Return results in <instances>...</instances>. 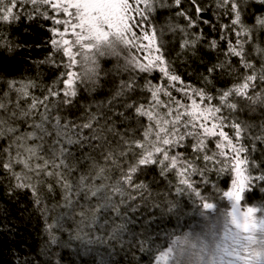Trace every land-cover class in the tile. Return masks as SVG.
<instances>
[{
  "label": "trees",
  "instance_id": "obj_1",
  "mask_svg": "<svg viewBox=\"0 0 264 264\" xmlns=\"http://www.w3.org/2000/svg\"><path fill=\"white\" fill-rule=\"evenodd\" d=\"M129 2L135 6V0H129ZM199 3L207 8V11L202 14V19L197 21L196 28L188 29L190 33L203 32V39L198 42L195 49L181 48L185 35L180 28H185L187 21L178 13L183 9L195 18V8L190 0H182L180 7L174 4V0H155L154 11L149 14L150 24H145L144 27L146 30L151 26L156 28L158 39L162 38L164 41L163 52L166 60L170 62L171 68L181 76L186 85L204 88L216 97L221 91L238 83L245 74V70L240 66L239 58L225 56L228 48L227 38L232 39L234 35L229 32L226 39H221L223 34L221 28L223 25L231 26L232 16L222 14L225 9L217 8V0H199ZM245 4L248 7L244 8L242 18L244 23L253 29V42L245 45L246 52L251 59V56L255 55L256 46L264 48V28L257 24V17H264V5L258 0H245ZM25 9L30 10L31 8ZM41 11H48L49 15H52L47 8H42ZM218 12L221 15H218ZM203 20L210 23L205 24ZM51 24V20H45L41 15H36L31 20L21 15L19 20L11 23L0 21V102L5 103L9 109V111L0 110V117L8 121L4 135H0V264H156L159 253L171 249L175 239L192 229L195 223L202 220V216L211 219L216 216L214 211L225 212L227 210L228 217H231L229 214L231 202L223 196V192L230 189L232 173L230 175V171L218 172L216 169L220 167L219 163L214 166L209 165L204 178L199 174L190 177L194 187L206 198V202L215 205L214 211L203 208V201L195 196L193 189L179 184L180 177L177 176L175 169L162 175V166L159 164L142 167L135 177V182L143 183L147 187L141 190L143 199L139 198L140 191L133 193L137 198L129 203H133L136 210L128 209L124 213L129 221L127 223L124 221L112 223L115 214L111 209L101 210L104 201L98 203L96 198L91 197L90 192L88 200L90 206H86L85 212L79 215H69L68 219L56 227L57 219L70 210L62 206L65 190L56 184L54 178H47L38 185L40 204L35 203L37 196H34L31 190L10 191V186L14 185L15 181L4 172L2 167V162L7 159L5 150L11 146L12 155H16V137L34 130L31 125L39 122V113L43 111V108L40 107L31 116L23 118L19 116L20 110L28 109L32 97L43 98L47 95L49 88L62 90L64 87L65 77H62L61 73L66 72L67 69L45 62L52 52L46 43L51 38V33L47 31ZM169 28L172 31H169ZM136 31L137 36H140V31ZM213 39L218 45L215 49L209 47V41ZM143 42L146 43V41ZM9 48L12 51H9ZM95 48H99L93 56L99 64L98 78L92 84L77 82V96L73 98L72 104L59 110L62 123L63 118H67L76 124H83L95 116L93 128L83 130L85 136L94 134L104 136L115 145L119 140L116 133H124L131 129L129 135L134 134L137 139H143L141 125L147 126L149 121L146 117L137 116L134 108H127V105L133 102L147 105L150 94L142 91L141 87H137L134 91L122 90L121 83L133 77L138 86L144 84L145 78L151 79L153 83L167 85L168 82L162 80L158 71L153 72L149 77L148 74L133 71L131 67L127 70L125 67L119 68L123 64L126 65L132 57L140 58L143 62V57L147 54L140 53L135 48L127 49L121 40L113 41L112 45H97ZM80 56L78 66L72 71L86 74L85 70L79 66L83 62ZM57 57L64 59L59 54ZM226 60H230L231 65L214 72L211 83L206 84L203 77L208 75V69ZM251 60L253 63L256 62V67L259 69L263 57L257 54L256 58ZM87 66H90L88 69L90 72L92 63ZM233 68L236 71H231ZM9 80L24 83L32 81L36 85L28 89V98L19 100V108L15 107L17 103L15 91L9 92L7 97L4 96V93L8 92ZM180 87L181 85L177 83L175 89L170 88L169 90L175 98L182 99L183 94L176 90ZM56 99L55 97L49 98L50 102ZM59 99H63L62 94ZM161 99L167 98L162 96ZM187 102L186 100L185 103ZM212 103L218 104V99H214ZM13 111L17 113L16 119H11ZM57 111L53 109V115L57 114ZM120 113H123V116ZM239 117L252 125L253 135L261 134L262 127H264V107L255 106L254 111L245 109L239 113ZM8 126L15 127L18 131L7 133L6 127ZM225 131L232 134L231 129H225ZM45 139L47 141L45 148H47V144L51 143L53 137ZM26 143L32 146L39 141L28 140ZM244 143L249 147L251 145L248 139H245ZM208 147L215 150L214 140L208 142ZM71 150L75 157L72 163L76 164V169L69 179L75 181L81 175L87 174L90 177L88 183L91 186L114 183L119 178L121 170H125L135 161V157L130 153L126 158L117 161L121 168H116L111 164L106 165L108 169L106 174L109 179L101 180L94 175L93 167L94 161L104 165L100 153L93 151L87 144L83 148L73 145ZM134 151L139 153L140 149ZM178 151H183L187 158H192L198 169L204 168L202 158L196 159V154L191 152L190 147ZM251 158L257 162L264 160V143L256 141V151L251 153ZM36 162L33 160V163ZM260 167L264 169V163ZM21 169L22 165L15 166L16 172H20ZM258 174L259 169L252 170L253 176ZM205 178L208 183H204ZM48 183L54 186L52 193L48 192ZM252 188L246 193L242 206L246 209L252 208L256 218L264 219V210L261 208L264 205V184L255 181ZM72 198L82 204L85 203L83 192L74 193ZM116 199L119 198L114 197V200ZM53 205L60 206L53 209ZM125 206L120 207L123 209ZM45 207L49 211L45 212ZM224 219L227 221L225 217ZM49 224L54 227L49 228ZM77 227L79 228L75 231ZM80 228H83L82 233ZM223 232L218 231V234ZM112 235L114 236L111 237ZM97 237L100 240L97 241L92 252L85 254L83 241H91L94 244ZM252 237L251 241H242L246 246L245 252L249 245H254L252 242L257 234L253 233ZM64 245H68V248H64ZM249 259L250 257H246L242 264Z\"/></svg>",
  "mask_w": 264,
  "mask_h": 264
},
{
  "label": "snow or ice",
  "instance_id": "obj_2",
  "mask_svg": "<svg viewBox=\"0 0 264 264\" xmlns=\"http://www.w3.org/2000/svg\"><path fill=\"white\" fill-rule=\"evenodd\" d=\"M154 2L155 0H135L134 6L129 0H0V21L2 22L11 23L19 20L21 15H25L29 20L34 19L36 15L43 16L45 20H51L52 24L47 28V31L51 33V38L46 43L52 52L45 62L67 69L66 72L61 73V76L65 77L62 90L49 88L47 95L43 98L32 97L28 109H21L19 112V116L23 118L31 116L40 107L43 108V111L39 113V122L31 125L34 130L16 137V155H12L11 146L5 150L7 159L2 162V167L4 172L15 181V184L10 186V191L31 190L33 195L37 196L35 203L40 204L38 185L47 178H54L56 184L65 190L62 206L70 210L65 215L84 213L86 206H90L88 200L91 192V197L96 198L98 203L104 201L101 210L111 209L115 214L112 223L116 221L127 223L129 221L124 213L128 209L136 210L135 205L129 203L137 198L133 193L140 191L139 198L143 199L141 190L147 187L143 183L135 182V177L142 167L159 164L162 166V175L175 169L177 176L180 177L179 184L193 189L195 196L203 201V208L214 211L215 205L206 202V198L194 187L190 177L199 174L204 178L209 165L214 166L219 163L220 167L216 169L218 172L231 171L233 174L230 190L223 192V196L232 201L229 213L231 223L225 228L224 239L231 241L233 247L230 249L225 244L224 256L231 259L222 260V264H242L246 259L240 255V250L246 247L242 241H251L253 237L241 235V232L250 233L252 231L253 226L249 224V214L253 209L248 208L245 211L241 204L246 198V193L253 189L252 185L255 181L264 184V169L260 167L264 160L257 162L251 158V153L256 151V141L264 143V127L260 135H253L252 125L239 117V113L245 109L254 111L255 106L264 107V63L257 69L245 49L246 44L253 42V29L247 26L242 18L246 6L245 0H217V8L225 9L227 14L232 16L231 26L223 25L221 28L223 33L221 39H226L229 32L235 37V43L231 38H227L228 48L225 56L239 58L240 66L245 70V74L238 83L221 91L216 97L204 88L186 85L181 76L171 68L170 62L166 60L163 52L164 41L162 38L158 39L156 28L151 26L145 29L144 25L150 24L149 14L154 11ZM181 2L182 0H174L177 7H180ZM258 2L264 5V0H258ZM190 3L195 8V18L183 9L178 13L187 21V26L180 28L185 35L181 43L182 49H195L198 42L203 39L202 31L190 33L188 29L197 27V21L202 19V14L207 11V8L202 6L199 0H190ZM25 5H31V9L26 10ZM42 8L49 9L52 15H49L48 11H41ZM203 23L209 24L210 22L203 20ZM257 24L264 28V17H257ZM59 26H63L62 30ZM109 28L122 39L127 49L135 48L137 51L143 50L147 53L143 57V62L137 57L129 59L125 70L131 67L133 71L148 74L149 77L153 72L158 71L162 80L168 82L167 85L153 83L151 79L145 78L144 84L138 86L133 77L121 83L122 90L134 91L137 87H141L142 91L150 94L147 105L137 102L127 105V108H134L137 116L146 117L149 124L141 125L143 139H137L134 134L129 135L131 129L124 133H116L119 140L115 145L104 136L83 134L84 129L93 128L95 116L86 123L76 124L67 118H63L62 123V117L59 114V110L71 105L73 98L77 96L78 81L95 83L99 75V64L94 58L91 59L90 74L85 75L72 71L78 65V56L90 50L81 44L85 29L94 38L101 39L106 38ZM136 30L140 31V36H137ZM73 37L76 39L73 40ZM143 41H147V44ZM217 46L215 39L209 41L210 48L215 49ZM8 50L12 51L11 48ZM254 51L264 57V48L256 46ZM57 54L64 59H58ZM230 65L231 61L226 60L210 67L208 75L203 77L205 83H211L212 74L218 69L223 70ZM231 71H236V69L233 68ZM177 83L181 85L176 90L183 94L182 99H176L169 90L170 88L175 89ZM35 86L32 81L24 83L9 80L8 92H5L4 96L7 97L9 92L15 91L17 94L15 107L19 108V100L28 98V89ZM61 94L63 99H59ZM162 96L167 99H161ZM50 97L57 99L50 102ZM185 99L187 103L183 102ZM214 99H218V104L212 103ZM53 109L58 110L57 114L53 115ZM0 110L9 111L8 106L3 102H0ZM120 115L123 116V113ZM16 118L17 113L13 111L11 119ZM7 124L8 121L0 117V135H4ZM225 129H231L232 134L230 135ZM17 131L15 127H6L7 133ZM46 137H53L51 143L47 144V148H45ZM245 139L250 140V147L244 143ZM28 140L39 141V143L29 146L26 143ZM210 140H214L215 150L208 147ZM189 141L191 143H188ZM85 144L93 151H98L104 161V165L98 161L93 162L94 175L97 179H109L106 174L108 171L106 165L111 164L116 168H121L117 161L126 158L130 153L135 157V161L125 170H121L119 178L111 184L101 183L98 186H91L88 183L90 177L87 174L81 175L78 180L71 181L69 177L76 169V164L72 163L75 159L71 150L72 146L77 145L83 148ZM189 147L191 152L196 154V159L202 158L204 162L202 170L197 168L192 158H187L183 151H178ZM135 149H140V152L136 153ZM33 160L37 162L33 163ZM17 164L22 165L20 172L15 171ZM253 169H259V174L253 176ZM204 183H208L206 178ZM47 188L48 192L52 193L54 186L48 183ZM77 192H83L84 204L73 200L72 196ZM114 197L119 199L114 200ZM121 205L126 206L122 209ZM57 206L60 205L52 207L54 209ZM261 208L264 210V205ZM44 211L47 212L49 209L45 207ZM56 223H59V219ZM53 227L49 224V228ZM260 229L264 230V221L260 223ZM170 251L171 249L168 252H160L156 258V264H168Z\"/></svg>",
  "mask_w": 264,
  "mask_h": 264
},
{
  "label": "clouds",
  "instance_id": "obj_3",
  "mask_svg": "<svg viewBox=\"0 0 264 264\" xmlns=\"http://www.w3.org/2000/svg\"><path fill=\"white\" fill-rule=\"evenodd\" d=\"M87 56V53H82ZM223 216L228 222L227 210ZM227 223L210 221L204 232L186 231L178 236L169 252V264H222L225 259L223 241L217 239L218 230L225 231ZM250 257L245 264H264V243L257 241L255 245H249L244 253Z\"/></svg>",
  "mask_w": 264,
  "mask_h": 264
},
{
  "label": "rangeland",
  "instance_id": "obj_4",
  "mask_svg": "<svg viewBox=\"0 0 264 264\" xmlns=\"http://www.w3.org/2000/svg\"><path fill=\"white\" fill-rule=\"evenodd\" d=\"M246 5V4H245ZM246 7H248V5H246L245 6V8ZM25 8H31V5H25ZM51 12V11H50ZM222 14L223 15H225V16H229V14H227V12H226V10H223L222 11ZM218 15H221V13L220 12H218ZM62 17V16H61ZM59 27H61V30H62V28H63V26H59ZM102 30H103V28H102ZM169 31H172V29L171 28H169L168 29ZM76 39V37H73V40H75ZM115 40H121L122 41V39L120 38V37H118L117 35H116V33L111 29V28H109V29H107V35H106V38H101V39H96V38H94L93 37V35L87 30V29H85V31H84V36H83V38H82V41H81V44H82V46L84 47V48H88V49H90L89 51H86V52H82V53H87L88 55L87 56H84V55H82V53L79 55L82 59H83V62L79 65L80 66V68H82V70H85V72H86V74L85 75H88V74H90V72H88V69L90 68V66H87L88 64H90L91 63V59L92 58H94L93 56H94V53H96V51L99 49H96L95 47L97 46V45H99V46H106V45H112L113 44V41H115ZM232 40L234 41V43H235V37H233L232 38ZM123 42V41H122ZM144 43V42H143ZM144 44H147V41H146V43H144ZM140 53H146V52H144L143 50H140L139 51ZM256 55H257V53L255 52V55H252L251 56V59H255L256 58ZM78 56V57H79ZM95 60H96V58H94ZM78 62V61H77ZM262 63H264V57H263V62ZM255 65H256V62H255ZM78 66V65H77ZM125 67V65L123 64V65H121V66H119V68H124ZM88 84H92V82H87ZM181 93V92H180ZM182 94V93H181ZM176 99H180V98H176ZM186 101V99L183 101V102H185ZM214 149H215V143H214ZM222 159V158H221ZM230 175H231V171H230ZM232 179H233V174H232ZM230 188H231V185H230ZM230 190V189H229ZM231 202V207H232V201H230ZM241 207L245 210V211H247V209L246 208H244L243 206H242V204H241ZM223 213L224 212H218V211H214V214L216 215V216H214V217H212L211 219H209V217H207V216H202L203 218H202V220L201 221H199V222H197V223H195V225L193 226V228L192 229H189V230H191L192 232H204L205 231V229H206V226H207V224L210 222V221H214V222H217V223H221V222H224V223H227V225H230V223L229 222H227L225 219H224V216H223ZM254 213V211H252L250 214H249V224L250 225H252L253 226V229H252V231L250 232V233H244V232H241V235H251L252 236V234L253 233H256L257 234V237L253 240V244L255 245L256 243H257V241H260V242H262V243H264V230H260V223L262 222V221H264V219L263 218H256L255 217V215L253 214ZM70 216L69 215H64L63 217H59V223L57 224H55V226L57 227V226H59L60 224H61V222L62 221H64L65 219H68ZM78 228L79 227H77V229L75 230V231H77L78 230ZM82 230H83V228H80V232L82 233ZM219 231V230H218ZM233 231H235V229H233ZM225 232V231H224ZM224 232L221 234H217V239L218 240H220V241H223L224 242V244H227L228 245V247L231 249L232 247H233V245H232V242L231 241H225V239H224ZM114 235H112L111 237H113ZM98 240H100L99 239V237H97V239H96V241H94V244H92L91 243V241H83V243H82V246L86 249V252H85V254H89V252L91 251L92 252V250H93V247L94 246H96V244H97V241ZM98 245H100V244H98ZM64 248H68V245H64L63 246ZM172 249V248H171ZM168 252V251H167ZM244 253H246L245 252V249H241L240 250V255L241 256H244L245 258L246 257H248V256H246ZM99 256V255H98ZM229 259H231L230 257H227V256H225V261H227V260H229ZM246 260V259H245ZM169 261H170V257H169V253H168V264H169Z\"/></svg>",
  "mask_w": 264,
  "mask_h": 264
}]
</instances>
